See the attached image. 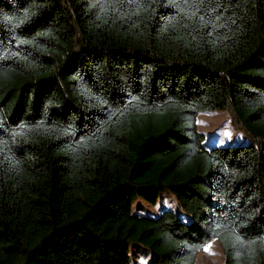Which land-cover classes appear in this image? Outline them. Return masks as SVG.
Returning a JSON list of instances; mask_svg holds the SVG:
<instances>
[{"label":"trees","instance_id":"trees-1","mask_svg":"<svg viewBox=\"0 0 264 264\" xmlns=\"http://www.w3.org/2000/svg\"><path fill=\"white\" fill-rule=\"evenodd\" d=\"M243 143L205 147L198 111ZM164 208L133 214L162 190ZM264 264V0H0V264Z\"/></svg>","mask_w":264,"mask_h":264},{"label":"rangeland","instance_id":"rangeland-1","mask_svg":"<svg viewBox=\"0 0 264 264\" xmlns=\"http://www.w3.org/2000/svg\"><path fill=\"white\" fill-rule=\"evenodd\" d=\"M198 118L195 124L197 129L205 134L204 145L209 148L215 145L228 143L247 142L248 138L242 131L234 128L230 114L225 109H209L198 111ZM230 135V139H229ZM168 208L180 214L182 217L187 215L180 206L177 198L169 191L162 190L154 203H150L142 197L132 200L130 210L133 214L155 216L162 209ZM129 264H154V254L148 247L141 243L133 242L128 245ZM222 247L217 238L210 239L201 248L195 258L196 264L222 263Z\"/></svg>","mask_w":264,"mask_h":264},{"label":"snow or ice","instance_id":"snow-or-ice-1","mask_svg":"<svg viewBox=\"0 0 264 264\" xmlns=\"http://www.w3.org/2000/svg\"><path fill=\"white\" fill-rule=\"evenodd\" d=\"M231 137H230V135H229V139H230Z\"/></svg>","mask_w":264,"mask_h":264}]
</instances>
